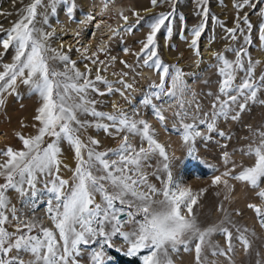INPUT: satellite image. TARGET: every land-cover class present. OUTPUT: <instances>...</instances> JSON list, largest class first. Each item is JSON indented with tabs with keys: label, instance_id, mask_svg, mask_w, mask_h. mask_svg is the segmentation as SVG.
Here are the masks:
<instances>
[{
	"label": "snow or ice",
	"instance_id": "1",
	"mask_svg": "<svg viewBox=\"0 0 264 264\" xmlns=\"http://www.w3.org/2000/svg\"><path fill=\"white\" fill-rule=\"evenodd\" d=\"M57 2L51 0L53 13ZM59 2L68 5L66 11L74 18L75 0ZM167 2L151 0L154 7ZM172 3L173 8L168 12L148 17L137 13L135 23H129L128 17L123 16L125 23L121 27L131 32L142 21L147 23L149 31L135 55L143 67L158 74L159 82H152L142 104L151 108L162 125H166V113L175 107L172 116L179 126L174 123L172 127L187 145V156L195 158L194 144L198 137L210 140V133L215 131L220 137L230 139L218 128V122L238 121L250 104L264 105V99L258 98V93L264 92V75L256 78L255 66L259 61L252 60L247 48L253 30L249 12H257L264 21V7L260 6L264 0H235V26L226 28V32L233 41L242 37L244 43L226 49L234 53L235 59L223 53L215 54L220 80L218 91L207 94L213 97L209 110H203L195 99L184 79V71L176 64L166 63L158 52L157 34L162 28L167 29L169 36L173 32L175 0ZM196 3L201 22L191 28L189 47L200 55L198 41L207 26L210 8L208 0H196ZM41 5L42 0H33L21 9L20 18L0 37L4 53L9 49L14 52L12 61L3 63L0 71V106L5 104L6 96L19 95L20 85L27 86L40 101L33 124L36 134H18L23 144L21 149L9 146L0 150V178L4 181L0 183V264H81L80 258L86 253L89 264H118L120 255L139 256L143 264H173L170 253L180 251L181 246L184 252H194L195 264H219L217 259H209V253L214 258L223 257L226 264H236L234 256L238 249L234 240L244 252H250L254 231L236 226L223 206L224 218L218 224L201 225L193 212L198 194L174 179L175 154H170L167 146L158 140L155 127L148 120L138 118L137 110L129 112L115 104L113 111L97 107L102 102L93 98V94L105 96L118 92L124 96L125 91L133 89V84L123 79L128 73H121L119 81H110L100 74L99 67L94 78L93 68L88 64L81 71L77 61L63 51V46L51 47L49 41L54 32L37 26V9ZM179 19L184 21L183 14ZM93 20L95 17L89 13L88 21ZM259 39L264 42V22L259 24ZM84 58L94 66L103 63L96 53ZM116 83L123 87H114ZM99 84L105 86V91H101ZM201 126L206 132L201 131ZM89 129L119 137L120 143L100 151L101 141L86 135ZM250 131L253 139L241 151L254 163L237 165L225 151L224 162L231 163L232 169L214 176L212 182L222 183L228 189L232 187L230 179L250 185L260 204L250 203L248 208L264 226V130L250 128ZM130 136L139 137V147ZM64 142L71 146L76 160L68 179L61 175V168L67 167L62 159ZM157 157L161 159L151 175L156 176L161 187L149 181L146 171L150 161ZM237 167L240 170L233 174ZM10 190L18 193L32 215L22 213L11 203L7 195ZM38 202L46 204L45 216L51 227L35 216ZM214 234L224 235V247L212 241ZM113 250L119 255L114 257ZM257 264H264V260Z\"/></svg>",
	"mask_w": 264,
	"mask_h": 264
},
{
	"label": "rangeland",
	"instance_id": "2",
	"mask_svg": "<svg viewBox=\"0 0 264 264\" xmlns=\"http://www.w3.org/2000/svg\"><path fill=\"white\" fill-rule=\"evenodd\" d=\"M33 0H0V37L5 36L4 30L9 29L12 24L18 20L20 10L31 4ZM115 3L126 4L121 6L119 13L114 16L110 14L107 16L106 25L100 24L95 36L93 33H87L89 26L95 20L89 22L88 14L91 13L94 17L99 12L95 8L101 4L103 6H112ZM235 0H208V7L210 8V16L207 21V26L203 31L198 46L200 55L189 47L192 39L191 28L201 22V17L197 15L196 0H175L176 16L171 24L173 28L172 35L169 36L166 28H162L156 36L158 44V52L161 58L169 64L178 65L185 73V81L190 89L195 94V99L201 103L203 110H209L213 97L208 96L209 92L216 93L218 91V83L220 77L218 75L217 64L215 58L216 53H223L229 59H235L234 53L226 51L230 46L239 47L242 45L243 38L233 41L226 28L235 26V14L237 9L234 7ZM76 8L74 9V18H70L66 9L68 7L65 3L56 4V11L51 10V0H42V5L38 7L37 26L42 27L47 32H54L53 37L50 38L51 47L60 49L63 46V51L68 52L71 59L77 61V66L84 70L85 65L88 64L93 68L92 76L94 78L96 68H100V74L105 76L110 81H119L121 73H128L123 79L127 83L133 84V89L125 91V95L114 93L105 96H96L93 98L101 101L97 107L103 111H113L114 98H118L116 105L126 111L132 112L137 110L139 112L138 118L148 120L156 129L157 134L159 129L164 130L169 134V137L175 141V157L176 166L173 168V176L183 186L190 187L194 194L197 195V204L193 205V212L198 216L202 226L218 224L223 218L224 213L221 211V206L231 215L233 223L238 227H246L250 231H254L252 239V249L250 252H244L238 241L237 249H241L240 256L237 252L234 256L236 264H257V261L264 260V226H261L260 221L255 212L248 208V204H260L259 199L255 195V191L250 185H245L239 181L229 180L232 185L230 189L226 188L222 183L213 184L214 176H219L223 172L232 169V164H225L223 159V152L230 153V159L235 161L237 165L250 166L254 160L245 155L241 149L246 146L253 139L250 128L253 130H264V105L259 103L250 104L249 108L242 113L241 119L238 121H219L218 128L223 130L230 139L220 137L217 132L210 133L212 139H205L198 137L195 141V158L187 156V145L182 141V136L178 134L172 127L174 123L178 122L172 116V112L176 111L175 107L167 115L166 125H162L153 115L150 107H145L142 104L144 96L151 90L153 81L159 82V76L156 72L143 67L137 60L136 53L140 51V41L145 38L149 31L147 23L141 22V26L133 31L122 30L124 25L123 16L128 17L129 23H135L138 13L140 16L148 17L150 15L158 14L160 12H168L172 10L173 3L169 0L167 3H159L157 6L151 4V0H75ZM264 7V4L260 5ZM109 9V8H108ZM247 11V9H245ZM96 12V13H94ZM10 13V15H8ZM106 14V13H105ZM180 14H183L184 21L179 19ZM243 13H241L242 15ZM249 16L253 24L252 42L247 46L248 51L253 61H259L255 66V76L257 79L264 75V42L259 39V24L262 18L257 12L250 11ZM218 18L223 24L217 23ZM46 20V23H45ZM84 21V23H81ZM103 24V25H102ZM75 27L79 35H69L72 33L70 28ZM108 28V31L102 32L103 29ZM88 34V41L94 44V50L89 52L88 45L84 42L83 33ZM108 32H110L108 34ZM105 33L108 34L105 36ZM72 37V39H68ZM93 36V38H92ZM186 37V39H185ZM92 38V39H91ZM104 39L102 48L98 47V41ZM87 48L88 52L84 49ZM127 48L129 51L125 52ZM69 49H71L69 51ZM103 49V51H101ZM206 52H211L210 57ZM96 53L102 64L91 65L90 61L84 57ZM0 71H2L3 63H10L14 52L9 49L4 53V49L0 47ZM115 57L113 60L112 58ZM126 63H123V62ZM131 65L129 68L126 66ZM62 70V65H57ZM203 69V70H202ZM202 70V71H201ZM147 72V73H146ZM243 75L242 73L240 74ZM239 82V81H238ZM139 85L141 88H139ZM101 91H105L103 84L98 85ZM114 87L122 88L119 83L114 84ZM19 95L6 96V102L0 106V150L11 146L16 149L23 147L22 142L18 138V134L22 133L25 136L36 134V128L33 127L34 116L36 109L40 105L37 94L31 92L27 86L20 85L17 89ZM191 98V97H189ZM259 99H264V92L258 93ZM159 103V101H155ZM168 103H172L169 101ZM167 107V104L165 105ZM151 117L150 119L148 117ZM85 118V117H82ZM91 119V117H87ZM159 128V129H158ZM4 131V132H3ZM201 131L206 132V128L201 126ZM4 134V135H3ZM86 135H90L101 141L100 151L110 148H115L120 143L119 137L108 136L103 131L97 132L95 129H89ZM158 138V135H157ZM119 139V140H118ZM130 139L138 147L140 146L139 137H132ZM118 140V141H117ZM161 143L167 146L164 139H158ZM144 146H147L146 144ZM63 148V164L67 167L61 168V175L68 179L72 176V169L76 166L74 151L67 142L62 144ZM178 153V154H177ZM159 159L153 158L150 161V167L146 169L149 173V181L155 183L157 187H161L160 181L156 176L151 175L155 171ZM240 169L237 167L235 172ZM161 177L164 173H160ZM226 177H222L225 179ZM3 178H0V183H3ZM201 189L204 191L201 192ZM241 191L246 200L254 199L243 204L245 199H240L235 196L238 191ZM7 195L11 199V203L16 206L18 210L26 215H32L31 210L21 202V198L15 191H9ZM99 201V196L97 197ZM46 204L38 202V207L35 209V216L44 220L45 225L51 227V222L45 216ZM248 214H253L258 226L254 221H248ZM12 231L13 228L9 227ZM214 243H218L221 247L225 246V237L222 234H214L212 237ZM117 240V243H120ZM112 254V253H111ZM146 254V253H142ZM173 264H195L194 252H184L181 246L180 251L170 253ZM28 257H25L27 259ZM139 261L143 264L141 258L137 256ZM81 264H89V253H86L81 258ZM209 259H217L219 264H226L223 257L214 258L209 253Z\"/></svg>",
	"mask_w": 264,
	"mask_h": 264
},
{
	"label": "bare ground",
	"instance_id": "3",
	"mask_svg": "<svg viewBox=\"0 0 264 264\" xmlns=\"http://www.w3.org/2000/svg\"><path fill=\"white\" fill-rule=\"evenodd\" d=\"M125 6L126 4H122V3H115V4H112V6H107V7H105V6H103L102 7V5L100 4L99 6H98V8H95V11H98V10H100V14H99V16H97L96 14V12H94V13H96V14H94L95 15V22L94 23H92L90 26H89V28H88V31H87V33L89 34L90 32H92L93 33V36H95L96 35V33H97V31H98V29L97 28H99V27H96V24H99V26H100V24L101 23H103L104 24V26H107L106 25V23H107V21H109L108 19H107V16L108 15H110V14H113L114 16H116L117 14L116 13H119V9L121 8V6ZM109 8V9H108ZM106 13V14H105ZM116 14V15H115ZM102 24V25H103ZM70 30L72 31V33L71 34H69V35H71V36H73V35H76L77 33H78V30H77V28H75V27H72V28H70ZM106 32V31H108V28H106V29H103L102 30V32ZM110 32H108V34H109ZM88 34H86L85 32L83 33V38H84V42L88 45V48H89V52H92L93 50H94V44H93V42L92 41H88ZM108 34H106L105 33V36H107ZM70 36V38H68L69 40L70 39H72V37ZM93 36H92V38H93ZM74 37V36H73ZM91 38V39H92ZM102 46H105L104 45V39H102V40H100V41H98V47L99 48H102ZM207 53V55H208V58L210 57V55H211V52H206ZM211 58V57H210ZM203 70V69H202ZM201 70V71H202ZM147 73V72H146ZM139 88H141L140 87V85H139ZM117 101H118V98H114L113 100H112V102H113V104H115L116 105V103H117ZM149 119L151 118L150 116L148 117ZM159 129V128H158ZM4 132V131H3ZM4 135V134H3ZM0 137H2V134H0ZM169 137V134L167 133V132H165L164 130H161V129H159V133H158V139H164V141H166V143H167V148H168V151H169V153L170 154H172V153H176V149H175V141L173 140V139H171V137L170 138H168ZM119 140V139H118ZM117 140V141H118ZM178 154V153H177ZM235 196H238L240 199H245V197L243 196V194L241 193V191L239 190L237 193H236V195ZM249 201H255L254 199H250V200H244V202H243V204H245V203H247V202H249ZM248 216V221L250 222V221H254L255 223L254 224H256V226H258V223L256 222V220H255V217H254V215L253 214H248L247 215ZM240 253H241V249L239 248L238 249V252H237V255L238 256H240Z\"/></svg>",
	"mask_w": 264,
	"mask_h": 264
},
{
	"label": "trees",
	"instance_id": "4",
	"mask_svg": "<svg viewBox=\"0 0 264 264\" xmlns=\"http://www.w3.org/2000/svg\"><path fill=\"white\" fill-rule=\"evenodd\" d=\"M112 255L114 257L118 256L119 254L112 251ZM118 264H142L137 257H124L122 255L119 256Z\"/></svg>",
	"mask_w": 264,
	"mask_h": 264
}]
</instances>
